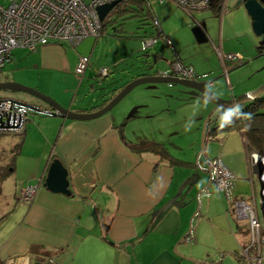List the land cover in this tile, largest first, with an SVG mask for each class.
<instances>
[{"label":"crops","instance_id":"crops-1","mask_svg":"<svg viewBox=\"0 0 264 264\" xmlns=\"http://www.w3.org/2000/svg\"><path fill=\"white\" fill-rule=\"evenodd\" d=\"M97 42L87 38L79 44L51 41L34 51L17 48L6 67H15L9 73L14 80L43 90L66 108L86 113L100 109L114 90L117 94L133 79L170 69L178 57L172 56L169 67L161 71L164 64L155 69L154 64L168 54H147L143 66L132 62L137 75L128 74L122 84L114 80L112 89L107 87L88 100L70 80L81 55H89L91 64L96 60L103 67L111 63L119 71L125 69L117 51L104 58L95 49ZM221 48L216 46L218 54ZM122 52L127 57L133 54L130 49ZM230 64L228 72L234 67ZM47 80L56 87L48 89ZM57 83L62 84V92ZM174 85L168 83L169 88ZM7 92L0 91V96L13 97ZM171 93L149 100L137 93L120 109L90 120L33 113L23 133H4L21 139L12 154L16 155L15 168L0 180V264H9L11 259H15L13 264H36L40 255L52 257L53 264H216V257L197 250L205 224L210 230L213 225L211 234L219 243L222 237H236L238 257L246 242L245 224L236 221L231 200L224 194L227 202L209 185V173L197 168V160L220 157L235 176L233 197L246 198L251 185L246 139L238 130L208 134L201 154L203 123L211 105L191 94L184 98ZM133 120H138L135 126ZM148 142L161 143L178 162L134 148ZM54 158L69 169L72 195L44 186ZM28 184L38 186L30 204L20 198Z\"/></svg>","mask_w":264,"mask_h":264},{"label":"rangeland","instance_id":"rangeland-1","mask_svg":"<svg viewBox=\"0 0 264 264\" xmlns=\"http://www.w3.org/2000/svg\"><path fill=\"white\" fill-rule=\"evenodd\" d=\"M237 2L238 0H229L228 7L225 13L222 14L218 7L189 13L173 1L165 0L160 3L158 0H151V5L145 2L143 4V7H145L144 10H140L136 15H133L129 10L121 11L120 9L129 3L123 2L119 9L116 8L111 12L110 21L107 23L103 35L97 39L98 42L95 49H100L103 52L104 58H106V55L110 57L111 52L115 54L117 51V54L119 53L120 57H122L120 66L125 67V69L119 71V69L117 70V68L114 67L115 65L109 63L107 67L111 69V73L108 77H104L99 75V69L103 67V64L99 65L97 63L98 61L95 60V63H90L91 65L86 75L83 76L84 78L80 79L75 74L74 78H70V80L71 82L73 80L76 88L80 89V93L83 96L86 95L87 99L90 100L95 98L97 94L102 93L101 89L106 87L112 89L111 84L114 80L118 79L119 84H122L128 80V74H131V76L137 75L138 72H133L132 62L142 65L143 62L149 59H147V54L155 55L157 51H160L166 52L168 56L160 59V63L154 64V69L161 68V64H164V68L160 70H165L169 67L168 61L171 60L172 56L176 55L181 57L186 64L192 66L196 70L198 75H207L201 78L202 81H213L209 88L219 97L230 99L235 94L236 96H240L244 93L253 91L264 84V51L260 52L258 48L264 36L258 37L254 33L251 18L247 10L244 5L236 6ZM148 8L152 11L153 18H158L161 22V28L164 30L165 35L171 39L172 46L166 43L164 37H158L157 43L154 46L150 47L148 51L143 50V36L151 35L153 32L155 33L153 18H150L147 11ZM203 22L206 24L204 30L209 37V41L199 43L197 42L192 28ZM216 46H221L225 55L231 53L238 57L237 60L230 61L234 67H230V72L226 74L220 54L216 51ZM124 49H130L133 54L127 57V55L122 52ZM147 62L148 61H146V63ZM232 64H230V66ZM14 68V66L6 67L0 74V82L15 81L36 88L42 93L50 96L37 87L26 84L23 81L14 80L13 75L11 76V74H9L15 71ZM9 69H12V71ZM140 70L142 71V68ZM94 74L97 75L94 76ZM16 78L18 80L20 79L18 76H16ZM45 83L48 89L56 87V83L52 80H47ZM57 85L59 91L62 92L63 90L60 86L62 84L57 83ZM179 90L183 92H178ZM172 91H175V93H177L175 95L178 97L188 98L191 96L189 93L191 90L180 84H175L174 88H169L168 83H147L137 86L115 106L113 110L123 107V105L133 99L137 93H140L142 100H149L162 93L165 95L170 94ZM104 92H106V89ZM7 93L21 101L35 104L42 109L47 107L41 100L29 94L21 92ZM171 95L173 94L171 93ZM261 95H264V93ZM205 101V103L211 105V111L213 103L210 100ZM189 107L191 110L192 107H195V104ZM231 111L233 110H226L221 118L229 117ZM144 112L146 111H143V114H146ZM191 112H193V109ZM137 121L138 120H133L132 126H135ZM28 123L29 121L27 125ZM20 139V136L14 138L12 134L0 133V164H8L10 162L13 151L16 150V144L18 143L16 141H20ZM199 150H201V148ZM197 168L202 170L199 167ZM253 178L256 182L257 198L260 199L262 192V186L259 184L260 177L254 174ZM248 182L251 183L250 179ZM216 193H220L225 198L224 193L218 191ZM251 194L252 186L250 185L248 196H251ZM226 199L227 198H225V200ZM226 201L228 202V200ZM223 208L224 202L222 203V209ZM229 209L230 207H228V210ZM225 211L226 209L224 213ZM206 220H208V218H206ZM236 221L238 223L242 222L237 219ZM240 224L243 225V222ZM202 230V234H204L203 240L197 246L199 253H205V255L210 254V258L216 257V264L242 263L239 261V257H237L236 253H234L239 247V243L237 244L236 242V237H222L223 243H219V238L212 237L211 233L214 230L213 225L210 230L208 224H205ZM177 252L180 253L179 250Z\"/></svg>","mask_w":264,"mask_h":264},{"label":"built area","instance_id":"built-area-1","mask_svg":"<svg viewBox=\"0 0 264 264\" xmlns=\"http://www.w3.org/2000/svg\"><path fill=\"white\" fill-rule=\"evenodd\" d=\"M126 1L129 0H0V74L11 62L13 51L17 48L34 51L51 41L79 44L87 38L98 39L106 29V21L110 19L111 12ZM164 1L158 0L160 3ZM169 1H173L189 13L218 7L224 14L229 0ZM113 2L117 4L102 20L98 8ZM146 2L151 5V0ZM153 26L155 33L143 36V50L148 51L154 46L158 37H164L166 43L172 46V41L163 33L158 18H153ZM198 26L203 28L201 23ZM219 54L228 73L227 62L235 61L238 57L231 53L225 55L221 50ZM90 63L89 55L79 57L75 74L80 79L85 75ZM109 73L110 69L103 67L99 75L105 77ZM160 74L200 81L207 76L198 75L196 70L180 57L173 60L170 69ZM169 85L174 84L169 83ZM33 113L49 114L47 110L36 112L24 104L11 100L10 97L0 96V133H23ZM247 150L250 154L252 194L246 198L233 197L235 176L220 157L212 159L199 157L197 166L209 171L210 181L215 190L227 195L236 218L245 224L246 242L238 253L240 261L243 264H264V173L257 174L260 177L259 184L262 186L260 199L257 198L256 182L253 178L256 174L253 171L254 164L260 160L264 164V151ZM37 189V185L28 184L21 192V200L30 204L36 196ZM38 258L37 263L40 264L54 263L53 258L48 255H40ZM14 262L15 259H11L9 264Z\"/></svg>","mask_w":264,"mask_h":264},{"label":"water","instance_id":"water-1","mask_svg":"<svg viewBox=\"0 0 264 264\" xmlns=\"http://www.w3.org/2000/svg\"><path fill=\"white\" fill-rule=\"evenodd\" d=\"M117 2H113L110 4H106L100 6L98 8V12L100 18L102 20L105 19L107 14L115 7ZM244 5L247 13L251 18V24L254 33L258 37L264 36V0H238L236 6ZM206 27V24H205ZM192 31L199 43H205L209 41V37L206 34L204 28L201 26H194ZM109 76V75H108ZM105 76V77H108ZM213 81L208 80H187V79H179L175 77H166L161 74H153L149 75L145 73L140 77L133 79L127 85H125L107 104L96 111L92 112H76L71 110L70 108H66L62 106L58 101L54 98L42 93L36 88H32L21 83H17L15 81H6L0 82V91H9V92H21L29 94L50 107L51 109H42L39 106L28 103L25 101H21L18 98L10 97L11 100L16 101L18 103L24 104L30 107L34 111H45L50 115H58L60 114L62 117L68 119H77V120H90L101 117L106 113L110 112L115 106H117L134 88L139 85L147 84V83H173L180 84L185 88L191 90L189 93L192 97H199L204 100H210L213 103V108L208 113L203 123L202 130V144H201V154H203L205 147V139L206 136L210 132L211 125L218 121L224 112L228 109L237 110L241 106L250 102L253 99L259 98L261 94L264 93V84L258 87L257 89L244 93L237 97H232L230 99H225L216 95L209 87ZM107 88V87H106ZM101 89L102 92L106 89ZM104 103V101H103ZM102 103V104H103ZM217 113V117L213 120V116ZM263 161H259L254 164L253 171L254 173L261 175L264 173ZM209 173L208 170H203ZM211 181L209 182V185ZM44 186L52 192L62 193L65 195H72V190L70 188V179H69V169L63 163L60 158H54L49 166L48 173L45 179ZM197 262V261H196ZM40 264V263H36Z\"/></svg>","mask_w":264,"mask_h":264},{"label":"trees","instance_id":"trees-1","mask_svg":"<svg viewBox=\"0 0 264 264\" xmlns=\"http://www.w3.org/2000/svg\"><path fill=\"white\" fill-rule=\"evenodd\" d=\"M146 1L147 0L126 1L129 2L128 5H125L120 10H129L133 13V15H136L140 10H144L145 7H143V4ZM147 11L150 18H153V14L150 8H148ZM109 21L110 20L106 21V26ZM258 48L260 52L264 51V41L259 44ZM114 91L115 92L112 94V97H110V99L105 100L104 103L100 106V108L107 104L113 98V96L116 95V90ZM230 130H238L243 133L246 139L247 149H255L260 152L264 151V95H261L259 96V98L251 100L250 102L241 106L237 110H233L231 116H229L224 122L220 124H214L210 128L209 135L212 136L220 132ZM134 148L137 151L153 152L159 155L161 159L168 158L171 161L178 162V160L172 157L169 152H167L166 148L159 142L143 143L141 145L135 146ZM15 159L16 155H12V157L10 158V163L8 165L0 166V180L6 178L9 174H11L12 170L15 168Z\"/></svg>","mask_w":264,"mask_h":264},{"label":"flooded vegetation","instance_id":"flooded-vegetation-1","mask_svg":"<svg viewBox=\"0 0 264 264\" xmlns=\"http://www.w3.org/2000/svg\"><path fill=\"white\" fill-rule=\"evenodd\" d=\"M203 28H204V26H203ZM263 37V36H262ZM263 41H264V39H263Z\"/></svg>","mask_w":264,"mask_h":264}]
</instances>
